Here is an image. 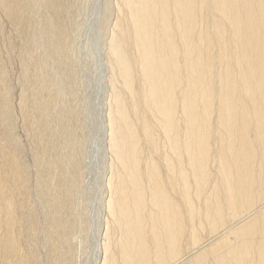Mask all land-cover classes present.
I'll use <instances>...</instances> for the list:
<instances>
[{
  "label": "bare ground",
  "instance_id": "1",
  "mask_svg": "<svg viewBox=\"0 0 264 264\" xmlns=\"http://www.w3.org/2000/svg\"><path fill=\"white\" fill-rule=\"evenodd\" d=\"M84 7L0 0V264H77ZM96 33L95 263L264 264V0H103Z\"/></svg>",
  "mask_w": 264,
  "mask_h": 264
},
{
  "label": "rangeland",
  "instance_id": "2",
  "mask_svg": "<svg viewBox=\"0 0 264 264\" xmlns=\"http://www.w3.org/2000/svg\"><path fill=\"white\" fill-rule=\"evenodd\" d=\"M103 0H85V6L82 15L78 16V30L76 33V47L82 50V58L78 53V67L83 74V89L88 91V98L85 100V125L89 134L87 138L86 151L87 158V179L81 193L83 205L87 211V228L88 230L83 236H78L77 247V264H96L99 243L96 239L97 230V208L99 202V194L102 186L103 174L99 171L101 165V150L98 149L97 138L99 132V124L103 112L101 97L103 93V77H102V58L103 51L101 42L97 39L96 28L100 22L102 14ZM22 57V49L19 45L14 46V50L5 55V62L10 74L11 83L14 87V97L20 94V86L23 83L20 76V58ZM19 137L23 142L26 150L27 162L31 163V153L27 137L22 130H18ZM28 153V154H27ZM101 238V235L99 236ZM98 237V239H100ZM99 241V240H98ZM98 244V245H96ZM97 251H96V250ZM94 257V258H93ZM93 259H97L93 262ZM96 262V263H95Z\"/></svg>",
  "mask_w": 264,
  "mask_h": 264
}]
</instances>
